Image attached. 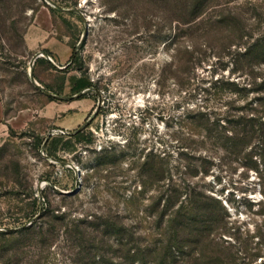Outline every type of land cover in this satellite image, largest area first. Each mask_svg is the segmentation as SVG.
Returning a JSON list of instances; mask_svg holds the SVG:
<instances>
[{
  "label": "rangeland",
  "instance_id": "obj_1",
  "mask_svg": "<svg viewBox=\"0 0 264 264\" xmlns=\"http://www.w3.org/2000/svg\"><path fill=\"white\" fill-rule=\"evenodd\" d=\"M170 19L220 22L188 35ZM239 30L242 36L233 38ZM262 33L264 0H0V97L4 119L17 117L0 137V264H138L119 242L152 245L162 228L148 214L151 188L140 195L138 210L128 202L139 187L133 160L157 151L167 153L173 166L178 139L185 135L180 119L204 99L211 104L225 80H247L236 59ZM40 34L48 38L32 39ZM186 47L194 50L195 65L187 74L173 71V56ZM61 48L69 60L75 56L92 85L80 96L65 85L58 94L71 97L54 99L55 113L48 117L47 94L29 78L30 60L44 51L66 65L57 61ZM51 65L42 54L32 74L56 89L63 74ZM255 71L264 72V64ZM89 118L84 129L93 132V142L66 144L64 136L53 154L45 151L53 136ZM105 148L112 152L105 154ZM104 155L109 158L102 166ZM215 162L207 174L185 181L220 199L229 225L243 239L259 240L264 145L242 164ZM180 175L176 172L175 180L182 182Z\"/></svg>",
  "mask_w": 264,
  "mask_h": 264
},
{
  "label": "trees",
  "instance_id": "obj_2",
  "mask_svg": "<svg viewBox=\"0 0 264 264\" xmlns=\"http://www.w3.org/2000/svg\"><path fill=\"white\" fill-rule=\"evenodd\" d=\"M170 20L184 25V32L188 35L194 31L208 30L213 23L220 22L215 20L216 22L208 23L199 19ZM241 36L242 32L239 30L233 38ZM233 40L230 39L229 44ZM45 51L51 54L49 50ZM239 54L242 59L236 61L243 63L241 70L247 80L244 83L225 80L216 87L211 104L204 99L196 108L186 111L179 123L185 135L178 139L175 164L170 165L167 153L161 154L157 151H148L133 160L139 187L136 185L131 191L128 202L134 210H138L140 195L151 188L148 214H154L162 231L159 233V241L152 245L128 246L127 240L120 241L123 253L130 257V262L264 264V235L257 241L243 239L239 230L229 225V213L222 201L210 194L198 192L194 185L185 181L199 173L207 174L215 161L220 164H242L255 153V149L264 145V72L255 71L256 65L264 64V33L250 41ZM171 64L176 65L173 71L182 69L187 74L195 65L194 50L186 47L183 54L173 56ZM51 66L63 74L58 88L43 85L54 93H61L64 89L65 73L70 70L79 71V74L69 77V88L72 92L92 85L74 55L61 69L53 64ZM34 77L37 78L35 73ZM249 93L253 94L251 98ZM46 97L47 100L56 99L50 95ZM84 128L53 136L51 141L46 142L45 151L53 154L64 136L66 144L75 142L88 145L93 142V132L85 131ZM111 152V148L104 150L107 155ZM103 158L100 163L102 166L109 157L104 155ZM97 169L100 170L101 166ZM176 172L181 174L182 182L175 180ZM161 182L164 184H160ZM60 217L63 218L61 215ZM104 226L105 231L111 230L109 225L104 223ZM75 227L76 230H86L81 229L79 224H75ZM120 230L115 229L114 233L119 234ZM224 235L231 236V240L224 238Z\"/></svg>",
  "mask_w": 264,
  "mask_h": 264
},
{
  "label": "crops",
  "instance_id": "obj_3",
  "mask_svg": "<svg viewBox=\"0 0 264 264\" xmlns=\"http://www.w3.org/2000/svg\"><path fill=\"white\" fill-rule=\"evenodd\" d=\"M38 23H40V22H38ZM47 35L48 34L36 35V36L32 37V39H35L37 42L45 41V39L48 38ZM53 45H54V43H53ZM61 49H62V55L63 56H61V58L59 57L57 61H58V63H65L66 64L69 61V59H68L69 55L66 54L67 53V49H63V48H61ZM49 50H51V49H49ZM69 83H70L69 82V74L67 73L65 85L68 87ZM45 107H46L47 110H50V113L47 112L45 114V116H48V117L53 116L54 113H55V108H56L55 105H54V101L53 100H48V102H47ZM3 115H4V102H3V99L0 97V137L5 136L6 134H8L9 128L13 126L14 122H15V124L17 122L16 121L17 117L13 116V117H11V119H4Z\"/></svg>",
  "mask_w": 264,
  "mask_h": 264
},
{
  "label": "water",
  "instance_id": "obj_4",
  "mask_svg": "<svg viewBox=\"0 0 264 264\" xmlns=\"http://www.w3.org/2000/svg\"><path fill=\"white\" fill-rule=\"evenodd\" d=\"M53 3V5L57 6L58 8L60 9H67V10H70V11H73L74 9L73 8H64L60 5H58L57 3L53 2V1H50ZM42 54H45L46 57L48 58V60L54 65L56 66L57 68H63L65 67V65H59L57 64L52 58L50 55L46 54L44 51H37L35 52L32 57H31V60H30V67H29V78L30 80L39 88L41 89L44 93H46L47 95H50L54 98H57V99H67V98H70L71 96H67V95H62V94H57V93H54L46 88H44L38 81H36V79L34 78L33 74H32V65L34 63V61L36 60L37 57L41 56ZM89 89V87H86L82 90H80L79 92L75 93V95L73 96H80L81 94L85 93L87 90ZM90 118L87 119L82 125H80L79 127L76 128V130H79L81 128H84L86 126V124L89 122ZM52 134V130H50L48 132V136ZM44 145V144H43ZM74 169L76 171V173H80V169L76 166H74ZM65 193H73V190L71 191H66Z\"/></svg>",
  "mask_w": 264,
  "mask_h": 264
}]
</instances>
